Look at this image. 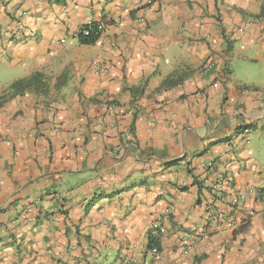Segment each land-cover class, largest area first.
<instances>
[{
    "label": "crops",
    "instance_id": "1",
    "mask_svg": "<svg viewBox=\"0 0 264 264\" xmlns=\"http://www.w3.org/2000/svg\"><path fill=\"white\" fill-rule=\"evenodd\" d=\"M263 6L0 0V264H264Z\"/></svg>",
    "mask_w": 264,
    "mask_h": 264
},
{
    "label": "built area",
    "instance_id": "2",
    "mask_svg": "<svg viewBox=\"0 0 264 264\" xmlns=\"http://www.w3.org/2000/svg\"><path fill=\"white\" fill-rule=\"evenodd\" d=\"M104 27L102 25V23L100 22H95V23H89L87 24L85 27H83L82 29L78 30L75 33V37L76 38H86L89 37L91 33H94L96 35H99L103 32ZM17 32H20L19 29H17ZM9 35L8 31H4L2 34V37H6ZM2 37H0V42ZM213 69V63H206L203 65L202 67V73H207L209 71H211ZM230 180L225 178V177H221L217 180V183L215 184V186L213 187V190L215 192L216 195H220L221 197H224L225 195L229 196V200H228V208L230 210L234 209L235 207H237L240 203V201L242 200V195H230L228 193V190L230 189ZM153 230L157 231L160 230V227L158 225H154L153 226ZM206 233V230L203 229L200 234H204ZM151 254L156 255L158 254V250L156 248H151L150 249ZM187 252V251H186Z\"/></svg>",
    "mask_w": 264,
    "mask_h": 264
},
{
    "label": "trees",
    "instance_id": "3",
    "mask_svg": "<svg viewBox=\"0 0 264 264\" xmlns=\"http://www.w3.org/2000/svg\"><path fill=\"white\" fill-rule=\"evenodd\" d=\"M261 12H264V6L262 7ZM98 37L99 35L91 33L89 37L79 38V42L85 45L93 44L98 39ZM58 86H60V83ZM167 87H169L168 82H164L161 84V88H167ZM42 88H43V83L41 82L39 74H35L26 80L15 81L6 89L4 95L0 97V101H1L0 103L4 102L8 98L22 96L25 93H28L29 91L41 90ZM204 152L205 151H203V153ZM261 197L263 198L264 196H262L261 194ZM216 199H221V196L216 197ZM148 247L150 249L156 248L157 250H159L157 240L152 236L148 238Z\"/></svg>",
    "mask_w": 264,
    "mask_h": 264
},
{
    "label": "rangeland",
    "instance_id": "4",
    "mask_svg": "<svg viewBox=\"0 0 264 264\" xmlns=\"http://www.w3.org/2000/svg\"><path fill=\"white\" fill-rule=\"evenodd\" d=\"M9 80V77L8 75L6 74V72H4L3 68L0 67V91H1V88H5V84L8 82Z\"/></svg>",
    "mask_w": 264,
    "mask_h": 264
}]
</instances>
